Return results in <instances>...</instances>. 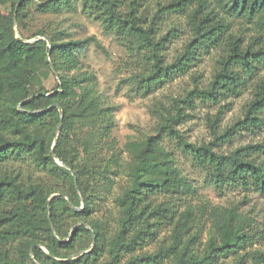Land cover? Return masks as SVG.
Masks as SVG:
<instances>
[{"label": "trees", "instance_id": "obj_1", "mask_svg": "<svg viewBox=\"0 0 264 264\" xmlns=\"http://www.w3.org/2000/svg\"><path fill=\"white\" fill-rule=\"evenodd\" d=\"M0 1L10 3L9 10L0 9V264H34L32 259L39 264H153L165 257L170 258L169 264H211L218 256L237 253L247 236L230 214L215 222L202 255L193 248V236L182 240L186 232L182 217L174 224L169 244L152 253L135 254L154 235L152 217L168 210L162 202L153 205L152 198L173 191L179 180L174 160L156 135L125 144L130 155L127 180L114 197L117 226L108 235L109 223L96 214L122 166L111 139L113 108L97 94L94 75L70 74L88 38L64 39L61 31L40 29L29 34L23 28L30 6L38 12H59L73 9L77 0H20L18 5V0ZM138 1L130 0L123 9L120 0H82V7L105 30L116 33L150 61L147 75L141 77L146 87L184 72L199 50L220 49L218 67L207 88L194 87L187 96L196 93L217 99L225 91L237 93L245 79L240 73L251 77L264 68V0H167L158 4L152 20L166 12H183L192 32L182 52L168 63L163 62L162 53L166 38L155 37L153 21L145 25ZM236 20L252 26L247 42L242 33L232 30ZM36 36L47 37L49 45L43 39L22 40ZM53 69L57 76L48 88L45 80L55 76ZM174 101V114L167 109L165 114L157 113V135L180 140L217 187L240 183L264 194V161L251 156L252 146L225 154L213 150L217 143L196 146L185 142L175 129L182 114L179 100ZM53 104L60 106L61 119ZM59 120L53 154L61 163L51 154ZM241 121L254 127L263 123L264 79L256 83ZM30 167L50 180L31 177ZM77 222L86 223L89 229L78 224L68 236ZM251 257L253 264L264 263V252H251ZM242 260L239 256L234 264Z\"/></svg>", "mask_w": 264, "mask_h": 264}, {"label": "rangeland", "instance_id": "obj_2", "mask_svg": "<svg viewBox=\"0 0 264 264\" xmlns=\"http://www.w3.org/2000/svg\"><path fill=\"white\" fill-rule=\"evenodd\" d=\"M120 1L125 9L130 0ZM166 1L141 0L137 7L144 16L145 25L153 21L155 37L165 36L162 53L163 62L168 63L182 52L192 32L183 12H166L152 20L158 4ZM9 8V1H0V9L7 11ZM23 28L29 34L40 29L46 33L61 31L64 39L88 38L79 53L77 67L70 74L94 75L97 94L113 108L111 139L115 140L113 149L120 152L122 166L96 214L109 223L108 235L111 236L117 226L118 209L114 205V197L127 180L126 167L130 155L125 144L156 135L160 146L174 160L179 180L175 181L173 191L159 192L152 198L153 205L162 202L168 210L162 213L164 216L156 214L152 217L156 222L154 235L146 239L135 254L152 253L169 244L174 224L182 217L186 230L182 240L193 236V248L202 255L215 222L231 214L247 236L245 244L237 253L218 256L211 264H234L239 256H243L241 264H253L251 252H264V194L254 187L246 189L240 183L217 187L209 172L192 160L188 147H183L180 140L164 133L157 135L156 122L158 112L165 114L166 109L171 114L176 112L174 99H178L177 106L182 116L175 129L182 140L196 146L217 143V146H212L213 150L225 154L237 147L251 145V156L256 161H264V121L259 127L241 121L256 83L264 79V68L251 77L240 73L245 79L237 87V93L225 91L217 99L198 97L196 93L187 96L194 87L207 88L218 67L216 59L220 49L199 50L184 72L174 73L159 85L146 87L141 77L147 75L150 61L140 51L130 49L116 33L105 30L100 20L83 9L82 0H77L73 9L59 12H38L30 6L23 18ZM232 30L242 33L245 42L253 34L252 26L238 20L232 23ZM56 76L45 80L48 88L53 86ZM217 135H221L219 139H215ZM28 171L31 177L50 180L33 167ZM169 263L170 258L165 257L153 264Z\"/></svg>", "mask_w": 264, "mask_h": 264}, {"label": "water", "instance_id": "obj_3", "mask_svg": "<svg viewBox=\"0 0 264 264\" xmlns=\"http://www.w3.org/2000/svg\"><path fill=\"white\" fill-rule=\"evenodd\" d=\"M36 1H37V0H36ZM19 2H20V0L17 1L16 5H18ZM15 25H16V24H15V22H14V26H15ZM39 39H43V40H45V41L47 42V44L49 45V40H48L47 37H45V36H36V37L29 38V39H26V38L22 37V40H23L24 42H27V43H29V42H34V41L39 40ZM53 72H54V74H56V72H55L54 69H53ZM51 106H55V107H57L58 112H59V116H60V119H61V117H62V110H61L60 106H59L58 104H53V105H51ZM59 128H60V120H59V122H58V124H57V127H56L55 136H54V141H53V144H52V147H51V154H52V157H53L56 161H58L59 163H61V162L57 159V157L53 154V146H54L55 140H56V138H57V136H58ZM74 179H75V178H74ZM54 195H55V194H54ZM52 196H53V195H52ZM48 201H49V200H48ZM48 217H49V216H48ZM78 224H83L86 228L89 229V226H88L86 223H84V222H77L76 224H74V225L71 227V229H70V231H69V233H68V236L72 233L73 228H74L76 225H78ZM50 226H51V230H52V232L54 233V229H53V226H52L51 222H50ZM66 239H67V238L62 239V241H63V240H66ZM93 241H94V237H93V234H92L90 245L93 244ZM43 250H44L45 252H47L46 249H43ZM85 251H87V249H85L83 252H85ZM29 255H30V257L32 258V247L30 248ZM48 255H49V253H48ZM32 260H33L34 264H39V263H38L37 261H35L34 259H32Z\"/></svg>", "mask_w": 264, "mask_h": 264}]
</instances>
